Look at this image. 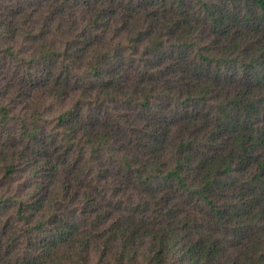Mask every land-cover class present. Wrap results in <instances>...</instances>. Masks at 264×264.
<instances>
[{
    "label": "trees",
    "instance_id": "16d2710c",
    "mask_svg": "<svg viewBox=\"0 0 264 264\" xmlns=\"http://www.w3.org/2000/svg\"><path fill=\"white\" fill-rule=\"evenodd\" d=\"M0 264H264V0H0Z\"/></svg>",
    "mask_w": 264,
    "mask_h": 264
},
{
    "label": "rangeland",
    "instance_id": "374dc122",
    "mask_svg": "<svg viewBox=\"0 0 264 264\" xmlns=\"http://www.w3.org/2000/svg\"><path fill=\"white\" fill-rule=\"evenodd\" d=\"M17 65V63L15 64V62H13L12 63V68H11V70L13 71V70H15V66ZM9 66H11V64L9 65ZM57 110H59V106L58 105H56L55 107H54V109H52V110H50V112L48 113V117L51 119L54 115H55V112H57ZM52 111V112H51Z\"/></svg>",
    "mask_w": 264,
    "mask_h": 264
}]
</instances>
